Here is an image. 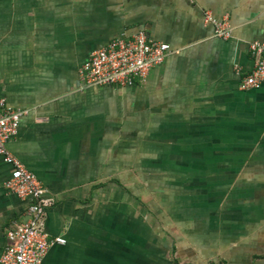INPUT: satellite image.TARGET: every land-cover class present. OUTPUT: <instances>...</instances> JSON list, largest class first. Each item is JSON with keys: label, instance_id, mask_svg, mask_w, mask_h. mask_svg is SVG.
Listing matches in <instances>:
<instances>
[{"label": "crops", "instance_id": "crops-1", "mask_svg": "<svg viewBox=\"0 0 264 264\" xmlns=\"http://www.w3.org/2000/svg\"><path fill=\"white\" fill-rule=\"evenodd\" d=\"M138 31L169 45L164 62L85 87L90 54ZM251 42L264 0H0V97L27 110L8 149L66 240L43 264H264V85L239 88ZM10 172L0 158V255L28 205Z\"/></svg>", "mask_w": 264, "mask_h": 264}, {"label": "built area", "instance_id": "built-area-1", "mask_svg": "<svg viewBox=\"0 0 264 264\" xmlns=\"http://www.w3.org/2000/svg\"><path fill=\"white\" fill-rule=\"evenodd\" d=\"M204 21L213 24L215 36L230 37L227 21L214 19L209 11L204 12ZM248 50L253 67L241 80L240 90L259 89L264 85V43L251 42ZM170 52L167 43L150 37L145 31L123 35L90 54L80 69V79L88 88L134 86L146 81L150 71L162 64ZM26 114L27 110L15 109L0 97V158L11 167L4 188L28 202L26 219L6 231L0 264H43L54 244H66L64 238H50L44 230L46 211L53 200L46 196V189L35 175L8 149V143L18 135Z\"/></svg>", "mask_w": 264, "mask_h": 264}, {"label": "rangeland", "instance_id": "rangeland-1", "mask_svg": "<svg viewBox=\"0 0 264 264\" xmlns=\"http://www.w3.org/2000/svg\"><path fill=\"white\" fill-rule=\"evenodd\" d=\"M239 152H241V151L239 150ZM241 153H243V152H241ZM246 157H247L246 155L242 156L243 159H245ZM239 160H240V156H239ZM253 160H254V158H253Z\"/></svg>", "mask_w": 264, "mask_h": 264}]
</instances>
